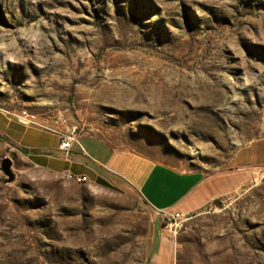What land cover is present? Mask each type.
<instances>
[{
    "label": "rangeland",
    "instance_id": "obj_1",
    "mask_svg": "<svg viewBox=\"0 0 264 264\" xmlns=\"http://www.w3.org/2000/svg\"><path fill=\"white\" fill-rule=\"evenodd\" d=\"M0 123V264H264V167L171 233L92 174L106 150L89 138L180 171L228 167L264 137V0H0ZM18 125L45 147L76 128L60 155L89 182L15 143Z\"/></svg>",
    "mask_w": 264,
    "mask_h": 264
},
{
    "label": "crops",
    "instance_id": "obj_2",
    "mask_svg": "<svg viewBox=\"0 0 264 264\" xmlns=\"http://www.w3.org/2000/svg\"><path fill=\"white\" fill-rule=\"evenodd\" d=\"M9 127V124L0 123V133L1 129L7 130ZM22 127L14 126L12 135L7 136H11L15 143L42 159L44 164L70 170L66 159L60 155V136V140L52 147L30 144L25 141L28 128L23 127L22 130ZM89 138L97 139L106 150L104 158H91L92 174L123 181L137 191L161 217V212H180L185 215L200 212L216 204L217 200L238 191L249 180L254 169L264 167V137L243 146L233 156L228 167L215 173L180 171L153 162L136 152L111 149L99 138ZM83 149L82 156L90 157L88 151ZM72 159L74 163L81 165L79 168L82 175L91 174L79 156L75 155Z\"/></svg>",
    "mask_w": 264,
    "mask_h": 264
},
{
    "label": "built area",
    "instance_id": "obj_3",
    "mask_svg": "<svg viewBox=\"0 0 264 264\" xmlns=\"http://www.w3.org/2000/svg\"><path fill=\"white\" fill-rule=\"evenodd\" d=\"M20 122L23 124H29L31 122H36V116L23 112L22 115H18ZM76 128L70 134H62L59 148L66 155V159L69 160L70 153L75 141ZM64 177H69V179H74L79 182H89L90 178L87 175L76 174L70 170L63 172ZM163 218L166 221V228L169 232L176 233L179 228L182 227V223L185 220L186 215L180 212H161Z\"/></svg>",
    "mask_w": 264,
    "mask_h": 264
},
{
    "label": "water",
    "instance_id": "obj_4",
    "mask_svg": "<svg viewBox=\"0 0 264 264\" xmlns=\"http://www.w3.org/2000/svg\"><path fill=\"white\" fill-rule=\"evenodd\" d=\"M3 169L7 173V175L9 176V179L7 181L8 182L14 181L15 180V174L12 171V160L10 158H5V160L3 162ZM215 203L217 205L221 206L220 200H217Z\"/></svg>",
    "mask_w": 264,
    "mask_h": 264
},
{
    "label": "bare ground",
    "instance_id": "obj_5",
    "mask_svg": "<svg viewBox=\"0 0 264 264\" xmlns=\"http://www.w3.org/2000/svg\"><path fill=\"white\" fill-rule=\"evenodd\" d=\"M69 179V177H67ZM74 180V179H73Z\"/></svg>",
    "mask_w": 264,
    "mask_h": 264
}]
</instances>
